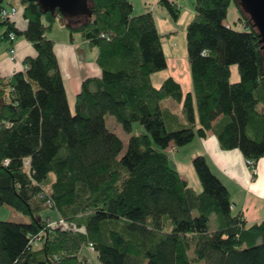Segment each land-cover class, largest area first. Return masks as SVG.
I'll return each instance as SVG.
<instances>
[{
  "label": "trees",
  "instance_id": "trees-1",
  "mask_svg": "<svg viewBox=\"0 0 264 264\" xmlns=\"http://www.w3.org/2000/svg\"><path fill=\"white\" fill-rule=\"evenodd\" d=\"M232 2L243 29L227 26ZM22 3L25 29L0 17L1 40L24 37L36 51L23 70L0 74V208L30 221L0 220V264H84L83 246L101 264H264V220L248 225L233 213L229 189L204 154L193 158L198 192L166 151L213 131L222 149H240L254 166L264 156V50L238 2L195 0L186 93L173 76L152 83L168 65L152 12L134 15L129 0H89L92 16L66 18ZM159 3L178 20L176 3ZM60 15L72 36L98 49L101 75L82 81L75 112L47 34ZM108 114L128 133L135 122L147 130L130 135L121 156Z\"/></svg>",
  "mask_w": 264,
  "mask_h": 264
},
{
  "label": "crops",
  "instance_id": "crops-1",
  "mask_svg": "<svg viewBox=\"0 0 264 264\" xmlns=\"http://www.w3.org/2000/svg\"><path fill=\"white\" fill-rule=\"evenodd\" d=\"M10 1L11 0H8L9 3ZM4 7L7 10H11L6 5H4ZM11 7L18 10V8L14 5H11ZM20 11L21 13H19L18 10L14 18L12 17V20L16 22L19 29H25L27 26V20L23 14V6ZM64 22L66 27L58 25L61 29L60 34L63 35L62 40H58V38H56L53 27L47 34L49 38L55 41L54 50L58 57L69 104L71 106V99L73 100L74 96H77L81 90L82 81L87 77L100 76L101 69L97 63L98 49L91 47L88 41L82 36L81 39H77L73 34V36L71 35L70 38H68L67 30L69 31V28L66 25L65 19ZM227 24L230 25L229 23ZM4 30L5 27L3 26V30L0 29V36ZM5 42V47H0V50L6 48L9 52L12 44L8 43L10 41ZM14 46L17 50L14 61H17L18 59V62L6 63L4 62V58L1 59L0 74L2 76H10L16 71L23 70L24 59L28 56H34L36 54L33 45L25 38L15 39ZM79 48L83 51L82 55L78 53ZM173 77L180 82L177 77ZM189 91H192V88L189 89L188 92ZM70 94L73 97H71ZM174 150L176 152L174 158L177 160V169L187 182L188 179L186 178L184 170L181 166L184 163H187L188 159L191 157L193 159L198 154H204L207 157L213 172L222 179L229 189L233 204V213L236 214L237 212H242L248 225L264 220V156L260 158L254 166L248 162L240 149H222L218 138L213 131H209L204 137L196 136L192 142L184 146L175 147ZM28 222L29 221L18 223Z\"/></svg>",
  "mask_w": 264,
  "mask_h": 264
},
{
  "label": "rangeland",
  "instance_id": "rangeland-1",
  "mask_svg": "<svg viewBox=\"0 0 264 264\" xmlns=\"http://www.w3.org/2000/svg\"><path fill=\"white\" fill-rule=\"evenodd\" d=\"M129 1L133 5L134 15L146 13V12H152L155 16L159 32L161 35H163L162 44L167 57L168 65L165 69H162L152 74L151 76L152 83L155 86H160L164 78H166L167 76H175L180 80L185 93L188 92V90L192 88V76H191V70L187 56L186 33H187V25L194 16L195 0H170L176 3L180 8V15L178 20H174L171 18V16L165 11V9H163L162 5L159 3L160 0H129ZM4 5L9 7V9H12L11 5L16 6L19 10V13H21L20 9L23 6L22 0H11L10 3L8 2V0H5ZM14 16L15 15H13L12 17L14 18ZM239 17H240V12L237 9L236 4L232 2L226 19V23H229L230 25L227 24V26H232L233 28L238 30L243 29V25L239 21ZM64 23H65L64 18L63 16L60 15L58 16L57 21L53 26L54 33L56 34L55 36L56 38H58V40H62L63 37V35L60 34L61 29L58 25H60L61 27L62 25L63 27H66ZM0 29L3 30V26H0ZM69 31L67 30L68 38H70L71 36L70 34L71 32ZM169 32H173V34L167 35ZM74 37H76L77 39H81V34L79 32H74ZM20 38H24V37H18L16 39H20ZM4 43L6 42L1 40L0 47L2 46L5 47ZM78 53L80 55L83 54L81 48H79ZM3 58L5 60L3 61L6 63L18 62V59L17 61H14L11 58L6 48L0 50V61ZM238 77L239 76L237 72V66L235 65L233 66L232 69L231 80L236 81ZM70 96L73 97L71 94ZM75 100H76V96H74L73 100L71 99V109L73 112H75ZM2 101L3 98L0 97V104ZM106 123L108 128L116 132L123 141V148L120 153V156L123 155L127 149L128 139L130 135L147 133L146 128L140 122H135L133 124L132 132L128 133L127 131L124 130L122 123L118 120V118L112 114H108L106 116ZM154 146L156 148H159L155 144ZM166 151L170 156L171 165L177 168V164H176L177 160L174 158L176 153L175 150L172 149V147H168ZM181 167L184 170V174L188 179L189 185L192 188H194L196 191L198 192L201 191L202 184L195 171L192 157L188 159L187 163H184ZM0 220L10 221V222H24V221H30V218L19 212L14 211L11 208L1 207ZM210 225H211V229H214L215 221H212ZM79 256L81 260L84 262V264H101L99 259L97 258L95 251L90 246H83L82 249L80 250Z\"/></svg>",
  "mask_w": 264,
  "mask_h": 264
},
{
  "label": "water",
  "instance_id": "water-1",
  "mask_svg": "<svg viewBox=\"0 0 264 264\" xmlns=\"http://www.w3.org/2000/svg\"><path fill=\"white\" fill-rule=\"evenodd\" d=\"M36 2L44 13L59 11L66 18L81 15L92 16L89 0H30ZM247 13L259 31L260 42L264 50V0H235Z\"/></svg>",
  "mask_w": 264,
  "mask_h": 264
},
{
  "label": "built area",
  "instance_id": "built-area-1",
  "mask_svg": "<svg viewBox=\"0 0 264 264\" xmlns=\"http://www.w3.org/2000/svg\"><path fill=\"white\" fill-rule=\"evenodd\" d=\"M17 12H18V10L14 7H12L11 10L3 9L0 11V17L3 19L8 18V17L12 18V16L15 15ZM10 37H11V40L15 41L16 38H15L14 34H11ZM9 52H10L11 58L14 60L16 58V54H17V50H16V47L14 46V44L12 45V47H10ZM6 161H8V160H6ZM248 162L253 165L252 161L248 160ZM57 223L62 225V224H64V220L60 219L59 221H54V222L50 223V225L53 226V225H56ZM38 240H40V238H38Z\"/></svg>",
  "mask_w": 264,
  "mask_h": 264
}]
</instances>
